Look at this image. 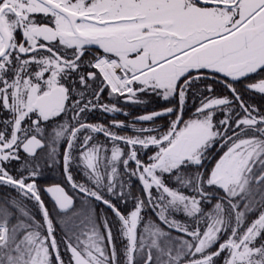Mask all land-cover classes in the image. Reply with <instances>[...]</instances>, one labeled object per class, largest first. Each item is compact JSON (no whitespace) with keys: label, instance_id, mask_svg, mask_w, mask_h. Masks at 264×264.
<instances>
[{"label":"snow or ice","instance_id":"obj_1","mask_svg":"<svg viewBox=\"0 0 264 264\" xmlns=\"http://www.w3.org/2000/svg\"><path fill=\"white\" fill-rule=\"evenodd\" d=\"M250 93L264 0H0V264H264Z\"/></svg>","mask_w":264,"mask_h":264},{"label":"trees","instance_id":"obj_2","mask_svg":"<svg viewBox=\"0 0 264 264\" xmlns=\"http://www.w3.org/2000/svg\"><path fill=\"white\" fill-rule=\"evenodd\" d=\"M205 86V83L202 82L199 85L200 89H203ZM213 88L216 91L217 94H220L223 92V88L221 84H213ZM203 95H207L208 93L204 92L202 93ZM249 95L252 96V99L249 101L250 103L256 104V105H261L264 104V97H262L260 94H253L250 93ZM142 100L147 101L146 103L143 104H133V117H136L138 115L141 114H148L151 111L154 110H159L161 108V105H163L165 102L159 98V97H154V96H141ZM193 101H195V105L193 104ZM199 101H200V96H192L191 94L189 95V99L186 105V116L185 118L187 119L188 116H190L192 114V110H194L195 106H199ZM91 123H97L96 121H93ZM105 123V122H104ZM127 123V122H126ZM165 123L164 119H159L157 120V126L162 125ZM153 125H151L148 122H144L143 124H138L137 127H152ZM122 135L126 134V135H134V133L128 129H125L121 132ZM101 139H103L101 137ZM61 179L60 177V173L58 170L56 171H52L49 169H45L44 170V174L41 178V180L39 181L41 187L46 186V185H51L54 183L59 182ZM6 193L11 194L12 196H15L16 193L14 191H12L11 189H5V188H0V196L5 195ZM43 199L45 200L46 205L51 208V202L48 199L47 196H44ZM27 209L28 210H33L32 208V202H27ZM119 246V245H118Z\"/></svg>","mask_w":264,"mask_h":264},{"label":"flooded vegetation","instance_id":"obj_3","mask_svg":"<svg viewBox=\"0 0 264 264\" xmlns=\"http://www.w3.org/2000/svg\"><path fill=\"white\" fill-rule=\"evenodd\" d=\"M123 107L125 108L126 111H128L131 115L128 116V117H125L123 115H117L115 118L118 119V120H121V121H125V122H129L131 121L134 117H133V104H127V105H123ZM112 119L111 116H108V117H104V116H101L100 113H95L89 122H93V121H96V122H109L110 120Z\"/></svg>","mask_w":264,"mask_h":264},{"label":"water","instance_id":"obj_4","mask_svg":"<svg viewBox=\"0 0 264 264\" xmlns=\"http://www.w3.org/2000/svg\"><path fill=\"white\" fill-rule=\"evenodd\" d=\"M49 199V198H48Z\"/></svg>","mask_w":264,"mask_h":264}]
</instances>
